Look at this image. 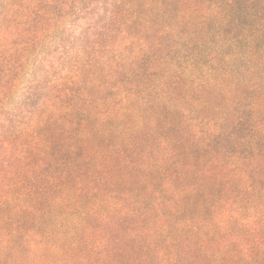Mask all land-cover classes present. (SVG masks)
<instances>
[{"label": "trees", "instance_id": "16d2710c", "mask_svg": "<svg viewBox=\"0 0 264 264\" xmlns=\"http://www.w3.org/2000/svg\"><path fill=\"white\" fill-rule=\"evenodd\" d=\"M0 264H264V0H0Z\"/></svg>", "mask_w": 264, "mask_h": 264}]
</instances>
